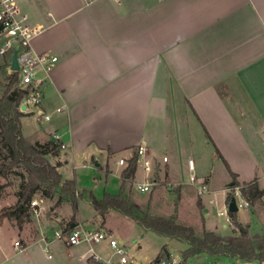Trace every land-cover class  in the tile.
Masks as SVG:
<instances>
[{
    "label": "crops",
    "instance_id": "0c3cea01",
    "mask_svg": "<svg viewBox=\"0 0 264 264\" xmlns=\"http://www.w3.org/2000/svg\"><path fill=\"white\" fill-rule=\"evenodd\" d=\"M24 7L45 26L32 37L31 49L50 52L58 61L39 72L40 107L50 119L37 121L28 109L20 118L21 132L31 143L58 134L62 147L46 158L62 180L77 182L75 174L65 175L68 150L92 159L99 155L111 174L114 155L119 154L117 166L119 158L127 163L144 142L156 175L181 195L197 194L188 181V160L195 175L207 180L206 158L224 165L222 183L208 182V197H201L205 219L211 204L226 203L229 171L239 183L255 179L264 190V0H24ZM138 169L142 180L138 167L134 179ZM6 176H0V209L17 202L18 189L11 190ZM39 194L37 217L32 213L20 227L14 219L0 220V264H90L86 243L50 240L54 231L75 226H62V217L75 215L84 229L95 230L104 228L95 222L107 212L95 210L87 222L78 211L80 200L91 205L88 199H78L74 212L66 198L59 201L60 193ZM263 202L264 194L257 203ZM236 219L249 225L245 216L241 220L236 213ZM225 227L222 221L206 228ZM106 229L117 238L115 229ZM92 248L110 257L105 245Z\"/></svg>",
    "mask_w": 264,
    "mask_h": 264
},
{
    "label": "trees",
    "instance_id": "16d2710c",
    "mask_svg": "<svg viewBox=\"0 0 264 264\" xmlns=\"http://www.w3.org/2000/svg\"><path fill=\"white\" fill-rule=\"evenodd\" d=\"M7 79L4 91L0 94V176L5 177L13 167L22 166L27 172V177L19 185L16 204L0 209V220L14 219L20 227L30 218L32 214L30 202L38 191L46 197L58 192L59 201L63 198L70 199L74 212L77 210L78 199L86 198L100 215L109 210H116L146 230L167 238L183 240L187 242V248L182 252L186 256L206 253L243 260H264V230L251 236L248 225H242L236 220V213H230L237 229L234 234L219 235L213 231H206L203 235H197L193 227L177 222L174 216L153 214L148 208L142 209L129 200L125 195V188L135 173L136 151L120 173L117 193L104 192L102 197L98 198L92 191L78 190L75 180H62L56 165H52L46 158L47 154L57 155L62 144L57 140L31 143L22 135L20 118L24 113L19 110L18 103L23 91L15 86L17 81L15 72L8 74ZM216 153L218 154V151ZM229 173L233 182L231 188L238 186L250 205L261 200L264 190L255 179L239 183L236 174L231 171ZM229 199L228 194L226 201Z\"/></svg>",
    "mask_w": 264,
    "mask_h": 264
},
{
    "label": "built area",
    "instance_id": "2783aa9c",
    "mask_svg": "<svg viewBox=\"0 0 264 264\" xmlns=\"http://www.w3.org/2000/svg\"><path fill=\"white\" fill-rule=\"evenodd\" d=\"M85 3L94 0H82ZM113 3H122L125 0H108ZM45 26L34 20L30 12L24 7V0H0V71L7 74L16 73L17 81L15 86L23 91V96L18 103V108L22 112L32 109L37 121H47L50 114L45 112L41 107L42 84L43 78L39 76L40 71H49L58 61V57L50 52H34L30 47L32 37L44 30ZM17 51L16 62L18 70L10 69L11 57L14 51ZM23 107V109H22ZM60 111V107L55 108ZM58 134L52 135V140H58ZM136 168H140L143 173L141 181L131 178L134 187L139 192H149L155 185H164L168 189L173 187L170 181L160 178L156 175L155 162L144 142L140 143L136 148ZM161 161L167 162V157L163 156ZM119 166H125L127 163L123 158L117 160ZM189 181L196 188L198 195L209 192L208 180L204 177H197L194 173V163L190 159L187 162ZM135 168V171H136ZM135 175V173H134ZM231 197H234L238 210L248 206V202L244 199L238 186L232 188ZM226 201L224 208L218 209L216 215L223 217L226 223L231 224L230 212L227 209ZM32 213L38 216L40 213L39 204L36 200L30 202ZM108 239V245L113 250L112 255L117 256V260L113 261L111 257L102 258L92 247L99 243L102 239ZM52 240H63L67 246H75L81 243L88 245L87 258L91 259L90 264L100 262L102 264H264V260H243L235 257L223 255H209L206 253L186 256L183 253H173L171 251H161L150 260H142L136 257L125 242L114 238L107 229L100 227L95 230H87L82 225L76 224L69 232L56 230L53 232ZM15 246H19V241L14 242ZM44 251H48L46 246ZM50 257V254H48Z\"/></svg>",
    "mask_w": 264,
    "mask_h": 264
},
{
    "label": "rangeland",
    "instance_id": "374dc122",
    "mask_svg": "<svg viewBox=\"0 0 264 264\" xmlns=\"http://www.w3.org/2000/svg\"><path fill=\"white\" fill-rule=\"evenodd\" d=\"M7 75L6 72L0 71V94L4 91L5 84L8 80ZM74 154L75 155L69 150L66 154L63 153V159L66 160L64 169L66 176L69 175L70 177H73L74 174L76 175V183L79 188L92 190L98 198L102 197L104 191L109 193L118 192L119 178H117V175L119 177L120 170H122L123 167L119 168V166H117L116 163H113V161L118 158L119 154L114 155L112 161L109 162V167L113 171L111 174H106L108 171L106 169V160H103L99 155L94 156V159H92L90 156L84 154V152H76ZM96 164H99L100 166H96ZM202 167L207 171L206 173H208L207 175L210 177L208 182H211L214 186L221 184L227 175L225 167L220 161H209L206 158L202 163ZM118 168L119 172L117 174ZM180 171V175L184 174V170ZM26 177L27 172L25 168L17 166L13 167V169L7 174L5 180L11 190H17L20 183ZM140 180L141 174L138 169L137 181ZM227 191V194L230 195L232 193V188L228 187ZM39 193L41 192L38 191V195H34L33 198L41 204ZM125 195L140 208H148L153 214L165 217L174 216L177 222L193 227L197 235H203L206 231H212L207 229V226L212 224L220 225V223L224 221L223 217L216 215V211L218 209L222 210L225 206L222 202L211 204L210 217L205 219V213L207 212L204 210L205 205L202 203L201 197H205L206 199L208 197L207 193L192 196L190 194L181 195L176 189H168L164 185L154 186L149 192H139L135 189L133 182L129 181L126 185ZM67 201L72 206L69 198ZM257 202L258 201L253 205L248 204V206L240 208L237 211V216L241 220L244 216L248 218V230L251 236L256 233H261L264 230V205L263 203ZM79 204L78 215L81 219L88 222L94 217L96 212L91 205L84 200H80ZM60 221L62 226L67 225V227H73L74 225L79 224V221H76L75 215H73L72 219H70L69 216L62 217ZM95 223L103 224L105 229L106 227L111 230L115 229L117 231L115 234L116 237L124 240L130 252L142 260L152 259L158 254V252L164 250L173 253H182L183 250L187 248V242L180 239L167 238L158 235L151 230H146L139 223L134 222L129 217L116 210L108 211L102 222L97 221ZM224 223L226 224L225 228L220 230L217 229L213 232L219 235L221 231L226 235H232L237 232L232 217L231 224L226 223L225 221ZM83 226L84 225H82V227ZM133 239H139V241L133 243ZM98 244L105 245L108 248L107 255H109L113 261L117 260V256L112 255L113 250L108 245V239L104 238ZM138 244L140 247H138ZM81 245L84 246L85 243H81Z\"/></svg>",
    "mask_w": 264,
    "mask_h": 264
},
{
    "label": "water",
    "instance_id": "95a60500",
    "mask_svg": "<svg viewBox=\"0 0 264 264\" xmlns=\"http://www.w3.org/2000/svg\"><path fill=\"white\" fill-rule=\"evenodd\" d=\"M16 55H17V51L15 50L13 52V54H12V57H11V65H10V69L13 70V71L18 70V65H17V62H16ZM22 109H23V107H22ZM232 185H233V182H230L228 184V187H231ZM227 209H228V211L230 213H237L238 208L236 206L234 197H231L230 201L228 202Z\"/></svg>",
    "mask_w": 264,
    "mask_h": 264
}]
</instances>
